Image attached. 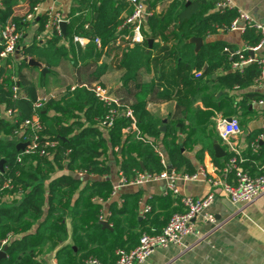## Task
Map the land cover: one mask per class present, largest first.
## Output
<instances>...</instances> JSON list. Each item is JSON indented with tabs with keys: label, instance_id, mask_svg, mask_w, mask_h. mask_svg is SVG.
<instances>
[{
	"label": "trees",
	"instance_id": "16d2710c",
	"mask_svg": "<svg viewBox=\"0 0 264 264\" xmlns=\"http://www.w3.org/2000/svg\"><path fill=\"white\" fill-rule=\"evenodd\" d=\"M22 1H27L28 11H32L44 0H2L0 33L6 22L12 21L24 35V28L27 26L24 21L25 16H14L15 7ZM164 1L168 0H155V4L165 3ZM170 2L162 13L154 12L149 17L150 34L143 31L145 41L142 44H132L126 40L117 44V39L129 32L125 24L134 12V8L126 0H79L78 7H74L71 13L73 18L67 27L65 39L62 34L54 32V36L44 47H39L35 41L30 47L23 49L21 60L16 57L1 58L0 56V161H5L4 172L0 171L2 177L0 183L3 184L5 180L10 179L14 186L13 190H6L2 195L14 198L19 194L24 196L19 204L0 205V245L12 235V239L7 244L8 256L0 260V264H43L41 256L45 249L51 252L69 238L66 224L68 217L76 221L73 222L72 228H74L73 239L77 251L72 246L62 247L58 251L61 264L67 261L66 257H62L64 253L74 256L79 252H86L82 258L87 259L88 256L94 255L102 260L101 254L108 250L113 254L116 263L115 250L121 249L122 236L119 238L114 236L118 234L124 222L130 224L132 220L138 221L142 200L140 194L127 195L123 206L113 210L114 214L107 221H110L116 229L114 233L103 229L99 224L101 207L95 204L93 199L108 200L114 189L113 184L108 180L111 168L104 162L108 144L113 151L121 153L123 158L121 174L129 183L134 182L138 174L155 175L165 171L166 168L161 163L157 151L158 140L165 144L174 171L190 175L197 172L188 158L181 153V145L176 135L178 128L176 129V125L172 124L176 119H170L171 127L163 132V120L149 110V99L156 88L153 82L141 80L143 74H149L153 70V52L148 51L150 39L160 41L164 45H175L177 48L173 55L177 56L174 59L176 63L180 59L186 62V56H190L191 59L186 63L197 72L204 70L200 80L217 75L214 81L221 90H248L260 80L263 65L258 61L235 69L234 65L240 62L239 55L231 57L225 55L227 45L224 43L206 44L197 54L184 52L186 47L192 46L190 39L193 37L205 40L209 34L228 31L237 17L235 9L221 8L223 0L219 2L218 0H170ZM215 9L216 11L212 13ZM77 12L81 14L76 15ZM48 20L46 15L39 17L38 34L46 31ZM75 36L88 39L89 43L85 48L79 45L76 47ZM242 38L247 50L241 54L246 60L251 57L248 49L256 47L261 36L254 30H248ZM96 39L101 40L103 48L113 50L114 62L123 72V86L134 85L136 90L135 99L131 103L119 94H115L123 109L133 111L135 121L124 116L118 117L112 127L106 128L108 138L99 127L107 114V108L95 96L92 85L80 84L74 90L67 88L62 102L52 98L43 100L46 101L44 107L37 109L36 104L41 101L39 90L48 82L41 80L36 84L23 74V70L31 66L26 59H34L49 68L58 66L63 59H68L77 69L84 68L94 75L100 68L98 63L103 54L95 43ZM69 44L71 46L68 49L66 46ZM155 48L156 43L152 49ZM2 50L3 46H0V53ZM14 87L19 89L17 97ZM256 97L257 95L252 93H247L243 97L245 111H249L250 101ZM86 107L84 115L89 127H85L81 122L65 126L62 118L64 121L71 119L75 117L74 111L82 112ZM178 107L183 108V116L190 121H194L197 117H203L206 121L212 115L204 113L192 117L185 109L182 100L178 101ZM52 110L58 112L61 117L51 116ZM9 111L12 112L10 118L7 114ZM227 111L231 118L236 114V110L230 107ZM37 117L43 125L39 144L50 145L46 146L48 149L44 156L41 155L40 148L30 154L18 150L20 141L16 139V133L21 130L24 137L32 136L29 128L22 127L26 121ZM133 123L146 142L132 130ZM76 127L81 130L77 132ZM196 134H198L196 130L192 131L187 140ZM53 143H56L55 147H51ZM64 167L73 173L84 171L87 175L107 179L93 182L91 185L85 183L82 188L84 183L80 178L71 175L54 177L56 171ZM73 198L76 200L75 205H71ZM150 205L154 210L153 204ZM153 210L146 215L147 218L154 217ZM157 221L158 217L152 223ZM133 227L132 225L130 228ZM81 232L86 235L81 236ZM111 234H113L112 243L108 242ZM91 244L98 247L93 249L89 247ZM111 245L112 248H109Z\"/></svg>",
	"mask_w": 264,
	"mask_h": 264
},
{
	"label": "crops",
	"instance_id": "0c3cea01",
	"mask_svg": "<svg viewBox=\"0 0 264 264\" xmlns=\"http://www.w3.org/2000/svg\"><path fill=\"white\" fill-rule=\"evenodd\" d=\"M78 1L57 0L53 2L52 0H44L40 4L41 15H47L48 12L54 9L62 15L68 27L73 18L71 13L74 7H78ZM143 2L150 13L149 17L154 12L158 14L162 13L167 4L171 3L170 0L164 1L165 3H158L157 5L155 4V0H143ZM233 3L236 11L242 10L251 15L255 20L264 23V0H233ZM28 9V2L22 1L15 7L14 16L23 17L28 13ZM215 11L216 9L212 10V13ZM78 14H81V12L76 13V15ZM148 19L145 21L143 31L149 35ZM38 21L39 17L36 18L35 22H26L27 26L24 28V35L20 42L22 51L34 44L35 41L39 47H44L46 42L54 36L53 30L50 29H46L45 32L38 34ZM126 28H128L129 32L123 35H132V29L128 26ZM242 35V33L237 31H219L209 34L203 41L204 45L214 43L226 44L225 55L231 57L246 50L247 46ZM155 43L156 48L154 50L148 49V51L153 52V70L149 74H143L141 80L142 82H153L156 88V91L149 99V110L153 115L163 120V127H165V130H162L163 132L167 131L169 126L171 127L169 120L176 119V122L172 124L176 125V129L178 128L176 135L177 141L181 145V153L188 158L197 171L196 173L204 170L207 174V178L200 175L197 180L186 181L179 179L177 185L181 196L201 199L213 192L215 189L211 188L207 179H218L219 177L223 179L222 168L232 156L236 155L232 150L233 148L238 151V154L242 158L241 166L248 170L251 176L258 177L264 175V139L262 136L264 107L258 104L259 100L264 97V82L256 83L248 90H221L214 81L217 75L203 80L199 79L204 70L201 72L193 70L186 63L191 59L190 56H186V62L181 59L178 63L174 62V59L177 57L173 55L174 50L177 48L175 45H164L160 41H154ZM77 45L79 44L77 43L75 46L77 47ZM190 45L192 46L186 47L184 52L187 54H190V52L197 54L195 52V45L192 43ZM70 46L69 44L66 47L69 49ZM101 52L103 54L98 63L100 68L94 75L84 68L77 69L68 59H63L58 66L53 68H49L45 64H42V68L30 66V68L23 70V74L32 79L36 84L41 80H47L48 84L39 90L41 100H50L52 98L62 102L67 88L73 90V88H76L80 84H87L93 87L103 85L102 87L109 89L113 94L117 93L125 100L127 99L129 103L133 102L136 93L135 87L134 85H130L129 87L123 86V72L118 68L117 63L114 62L113 50L102 47ZM257 57H264V50L258 53ZM16 58L21 60L23 54L17 55ZM44 68L48 70L45 73L42 72ZM98 72L99 74L97 75ZM247 93L257 95L256 98L250 101L251 105L248 112L243 107V97ZM179 100H182V103L185 104V109L188 110L192 117H195L197 114L204 115V113H211L210 119L205 121L203 117H197L194 121L188 120L182 114L183 108L179 109L178 107ZM228 107L236 110L234 117L239 119L242 133L226 142L219 136L217 122L222 119L231 118L227 114ZM86 109L87 107L82 112L74 111L75 117L71 119L64 121V118H62L65 126L81 122L85 127H89V123L85 120L84 115ZM58 115L61 117L58 112L52 110L51 116L57 117ZM99 127H101V130L104 131L105 136L108 138L106 128L102 127L101 124H99ZM80 130L81 128L76 127L77 132ZM195 130L198 134L187 140L189 133ZM256 142L258 145L254 146ZM215 143L221 145L225 151V156L222 158H216L215 156ZM53 144L56 145V143ZM157 144L159 152L166 161V167L169 171L173 170L165 144L161 140H158ZM122 160L121 153L113 151L111 145L108 144L104 162L111 168V175L108 180L111 181L114 189L108 200L94 198L93 201L101 207L105 215L109 214L112 216L115 208L120 209L123 206L125 196L133 194L141 195L142 201L140 203L138 221L132 220L130 224L124 222L120 227V231L118 230V234L114 236L115 238L122 236L121 248L133 249L139 244L143 233H161L162 229L169 222V219L174 214L183 213L184 208L180 202V198L172 194H165L167 191L166 180L152 181L144 185L123 183L120 176ZM63 175L80 178L66 167L56 171L54 177L57 178ZM80 179L83 180V188L85 183L91 185L93 182L102 179L106 180L107 178L89 175L86 178ZM227 182L232 184L233 176H230ZM23 199L24 196L22 194L11 199L7 197L1 206L19 204ZM151 203L154 206V210L152 209L154 217L149 219L143 211L145 205H150ZM75 204L76 200L73 198L71 205ZM232 207L234 212L230 211ZM210 215L214 216L215 222H210L206 219ZM156 217H158V221L152 223ZM73 222L75 223L76 221L72 220L71 217L67 218L66 224L69 238L51 252H47L45 249V252L41 256L43 264H61V257L58 251L64 246H72L77 251L73 239ZM110 225L111 229L108 230L114 233L116 229L113 224L110 223ZM132 225L134 227L131 229ZM194 226V233L184 239L182 246L159 248L143 264H264V196L241 209L225 198L221 189H217L215 203L194 221ZM85 235L84 232H81V236ZM112 237L113 234L109 236L108 242L112 243ZM89 247L96 249L98 246L91 244ZM109 248H112V245ZM105 249L107 248L105 247ZM85 253L79 252L74 256L67 253L62 254V257H66L67 259L64 264H84L86 259L82 258V256ZM101 256L102 260L99 258L101 262L115 264L113 254L109 250L104 251Z\"/></svg>",
	"mask_w": 264,
	"mask_h": 264
},
{
	"label": "built area",
	"instance_id": "2783aa9c",
	"mask_svg": "<svg viewBox=\"0 0 264 264\" xmlns=\"http://www.w3.org/2000/svg\"><path fill=\"white\" fill-rule=\"evenodd\" d=\"M56 2L57 0H52ZM126 2L134 8V12L131 17L128 18L125 26H131L132 35L125 36L121 35L119 39H117V44L120 41L126 40L130 41L132 44H142L145 41V37L143 35V29L145 25V21L150 16V13L147 9V6L143 2V0H126ZM221 8L235 9L233 0H223L220 5ZM236 10V9H235ZM41 15V6H36L32 11H28L25 15V22L36 21L37 17ZM49 20L46 25V29L53 30V32L62 34V30L60 27L61 22L64 21L62 15L52 9L46 15ZM248 30H254L260 34L261 40L259 44L254 47L248 49L249 51H253L255 53V57H250L249 59H244V56L239 53L240 62L234 65L235 69H240L245 65L258 62L263 65V72L259 82H264V57L258 58L257 54L264 50V23H261L255 20L248 13L240 10L237 11V17L232 22L228 31H237L244 34ZM23 38V34L19 31V28L16 23L12 21H7L4 25L1 33H0V46H3V50L0 53L1 58L8 57H16L22 53V48L20 47L21 39ZM75 42L78 43L81 47H85L88 39L82 37H76ZM95 43L99 50L102 49V42L100 39H96ZM247 50V49H246ZM30 60V59H29ZM75 88H73L74 90ZM14 92L16 93V97L19 93V89L14 87ZM93 92L95 96L103 104L105 108H107V114L104 117L101 125L104 128H110L113 126L115 120L124 116L128 119H132L135 121L133 111L131 109H123L119 98L113 94L109 89L104 88L102 86H96L93 88ZM46 101H39L36 104L37 109H41L44 107ZM258 104L264 107V98L260 99ZM11 111L7 112L9 117H11ZM231 121L227 119H222L217 122V131L221 139L226 142L237 135L242 133V127L238 118L233 117ZM27 127L31 130L32 136L30 138L24 137L22 130L16 133L17 141L20 143H29V146L23 151L25 154H30L35 152L38 148L41 150V155H46V150L48 149L46 146H50L46 144L45 146H41L39 144V140L41 139L40 133L43 131V125L40 122L39 117L34 120L26 121L22 128ZM132 130L135 131L140 139L146 142L144 138L140 136V132L136 127L135 123L132 125ZM263 139H264V126H263ZM256 142L254 146H257ZM53 144L51 147H55ZM233 152L236 155L232 156L225 166L222 168L223 179L219 177L218 179L210 178L207 179L208 184L211 185V188L215 189L213 192L209 193L206 197L201 199H195L192 197L181 196V192L178 188L179 179H183L186 181L197 180L200 175L207 178V174L204 170H201L198 173L193 175L190 174H178L174 170H168L166 167V161L159 152L157 151L161 158V163L165 166V171L161 174L149 175V174H138L137 179L134 184L144 185L146 183L152 181L166 180L167 182V191L166 195L172 194L180 198V202L184 208L183 213L174 214L166 226L162 229V232L159 234H149L143 233L140 238L139 245L134 249H118L116 250V263L115 264H143L145 263L151 255L159 248H169V247H180L183 245L184 239L194 233V221L202 215L206 210H208L214 203L216 199V190L221 189L222 194L225 198H227L233 205L240 207L241 209L246 207L247 205H251L260 197L264 196V175L253 177L250 175L249 171L244 169L241 166L242 158L238 154V151L233 148ZM75 175L80 178H86L87 175L84 171H75ZM121 180L125 184H129L126 179L120 174ZM233 176V183L230 184L227 182V179ZM0 175V180H1ZM1 187V195L0 202H2L3 198H13L9 196L2 195L6 192V190H13L14 186L10 179L4 181L3 184L0 183ZM98 199V198H96ZM103 201V200H100ZM152 212V207L150 205H145L143 213L145 215ZM110 217L109 214L105 215L101 210L100 220L104 221ZM210 222H215V218L213 215H210L206 218ZM12 239V235L2 241L0 245V252L3 251L4 247ZM85 264H103L98 258L90 256L85 260Z\"/></svg>",
	"mask_w": 264,
	"mask_h": 264
},
{
	"label": "water",
	"instance_id": "95a60500",
	"mask_svg": "<svg viewBox=\"0 0 264 264\" xmlns=\"http://www.w3.org/2000/svg\"><path fill=\"white\" fill-rule=\"evenodd\" d=\"M96 17H98V15L96 14ZM60 27H61V30H62V34L63 36L65 37L66 36V31H67V23L65 21L61 22L60 24ZM190 43L194 44L195 45V52L198 53L202 47L204 46V41L202 38H196V37H193L190 39ZM148 44H149V48L150 50L153 48V44H154V40L153 39H150L148 41ZM249 54L251 55V57H255V53L253 51H249ZM26 62L33 66V67H38V68H42V64L39 63L38 61L34 60V59H26ZM48 70L47 69H43L42 72L45 73L47 72ZM228 121H231L232 119L231 118H228L227 119ZM163 131L165 130V127H163L162 129ZM29 146V143H19L18 144V150H25L26 147ZM214 151H215V156L216 158H222L223 156H225V151L224 149L221 147V145H219L218 143H215L214 145ZM4 160H1L0 161V171L4 172ZM143 167V170L144 169V166ZM230 204V203H229ZM231 205V204H230ZM232 208H230V211L231 212H234V210H232ZM99 224L103 227V229H111V225L108 221L104 220V221H100ZM8 249H9V246H5L3 251L0 252V260L2 259H6L7 256H8Z\"/></svg>",
	"mask_w": 264,
	"mask_h": 264
},
{
	"label": "rangeland",
	"instance_id": "374dc122",
	"mask_svg": "<svg viewBox=\"0 0 264 264\" xmlns=\"http://www.w3.org/2000/svg\"><path fill=\"white\" fill-rule=\"evenodd\" d=\"M6 199H7V198H3V199H2V202H0V205H2V203H4V201H6ZM169 220H170V219H169ZM90 256H93V257H94V255H90ZM88 257H89V256H88ZM85 259H86V258H85ZM85 259H84V260H85ZM84 263H85V262H84Z\"/></svg>",
	"mask_w": 264,
	"mask_h": 264
}]
</instances>
